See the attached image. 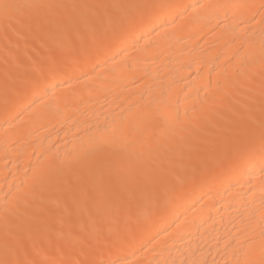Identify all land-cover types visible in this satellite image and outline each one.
<instances>
[{
  "label": "bare ground",
  "instance_id": "6f19581e",
  "mask_svg": "<svg viewBox=\"0 0 264 264\" xmlns=\"http://www.w3.org/2000/svg\"><path fill=\"white\" fill-rule=\"evenodd\" d=\"M26 19L52 55L25 42L24 62ZM249 81L264 90V0H0V262L264 264V126L250 114L215 136L226 156L196 153ZM57 201L83 213L74 232L45 230ZM57 234L78 244L56 253Z\"/></svg>",
  "mask_w": 264,
  "mask_h": 264
},
{
  "label": "rangeland",
  "instance_id": "374dc122",
  "mask_svg": "<svg viewBox=\"0 0 264 264\" xmlns=\"http://www.w3.org/2000/svg\"><path fill=\"white\" fill-rule=\"evenodd\" d=\"M120 3H122L121 5H123V2H120ZM119 6H120V4H119ZM119 14H120V16H118L117 14V17L119 18V17H122V14H124L123 16H126V14H128V13H125V12H122V11H120V12H118ZM115 18H113V16L112 17H110L109 19H105V20H103V21H101V22H99V23H97L98 25H103V27L105 26V29H106V27L107 28H109L110 26H112V25H114L115 24V22H116V16H114ZM113 19V20H112ZM27 20V19H26ZM13 21H15L14 22V27L16 28V26L18 25V23H17V21L16 20H11L10 22L12 23ZM10 22H8L7 24H5L6 26H4V28L6 27L7 29H9V27H10V29H12V28H14L13 26H11V25H9L10 24ZM29 24H34L35 25V28H34V26L33 25H29ZM32 22V23H31ZM93 22V21H92ZM103 22V23H102ZM114 22V23H113ZM26 23L28 24V27H27V29H25L26 28V26L24 27V31H22L21 33H19V35H23V37L22 36H18L17 35V33L15 34V37H16V40L18 41L19 39L20 40H25L26 39V41H19L20 43L22 42V45L23 46H25L26 44H25V42H29V43H31V46L33 45V46H36V51H38L39 53H40V55H42V54H50V55H52L53 53H54V49H53V47H52V44L51 45H49V46H47V47H45L46 48V50L45 51H42L43 49H41L42 47H44V44H43V41H40V42H38V43H42V45L41 46H39L38 44H37V42L35 41V39L34 40H32V37L34 38H36V40H37V37L39 38V36H37V34H36V31L38 30L39 31V29L41 30V25H43V22H41L40 24L39 23H33V20H31V19H28L27 21H26ZM94 24L96 25V23H92V26H94ZM106 24V25H105ZM108 25V26H107ZM7 26H9V27H7ZM38 26V27H37ZM92 26H89V27H92ZM12 27V28H11ZM88 26H86V28H85V34H84V38H86V33L90 30V28H89ZM37 28V29H36ZM29 29H30V32H33V34H34V32H35V34H34V36H32L33 34H31V33H29ZM34 29V30H33ZM5 30V29H4ZM12 30H14V29H12ZM27 30V31H26ZM33 30V31H32ZM13 32H15V30L13 31ZM5 33H11L12 34V36H13V34L14 33H12L10 30H6V32ZM22 33H24V34H22ZM27 33V34H26ZM28 34H30L32 37H30ZM17 35V36H16ZM25 36H26V38H25ZM29 36V37H28ZM14 37V36H13ZM19 38V39H18ZM24 38V39H23ZM29 40H28V39ZM14 39V38H13ZM39 40V39H38ZM36 42V43H35ZM25 45H24V44ZM32 43H34V44H32ZM28 44V43H27ZM27 46H29V45H26V47ZM39 46V47H38ZM30 47V46H29ZM29 47H27V48H29ZM26 48V49H27ZM34 50V48H32L31 50H30V48H29V51L28 52H30L29 54H26V57H25V60L23 59V57L25 56V54L23 55V54H21L22 55V57H21V59L22 60H24V62H30V60L29 61H27L29 58H31L32 59V61L35 59V58H37L38 56H39V53L38 52H34L35 51ZM41 51V52H40ZM53 51V52H52ZM25 53H27L26 51H25ZM31 54V55H30ZM20 55V56H21ZM28 56H31V57H28ZM34 56V57H33ZM62 59V58H61ZM64 60V59H63ZM1 62H3V61H1ZM3 63H5V62H3ZM2 64V63H1ZM6 64V63H5ZM5 64H4V66H5ZM3 65V64H2ZM7 65V64H6ZM28 68V67H27ZM26 67L25 68H15L16 70L14 71V72H30V73H33V72H35V71H33L32 72V70H31V68H29V70L27 69ZM27 69V70H26ZM256 85L257 86V83H256V81H249V83L247 84V86L245 85H242V86H239V93H240V91L241 92H243V93H241V94H239L238 92H236L235 93V95L233 96L234 98H230L229 99V102L231 101L232 102V104L231 105H235V104H237V107H239L238 108V110H240V114H238L239 113V111L236 113H232L231 115H230V118L232 119V120H224L223 118H221V117H219L218 116V113H217V115L213 112L212 114H213V116H214V118L215 119H221V120H218L217 122H221V123H223L222 124V128H219V127H217V126H219V125H210L211 123H209V130H208V132H206V136L207 137H209L208 138V141L206 142V143H204L203 145L205 146H203V147H201V148H199L198 150H201V151H198L197 149H196V153H198L199 154V156H200V159H201V157H204V156H207V154L209 153L208 151H210V149H211V151L210 152H212V153H210V155L211 154H215V152H216V154L219 152V154H217V155H227V152H229V148L227 147V145H225V146H223L222 144H220V145H218V150L216 149V151H214L213 149H215L216 147H217V145L215 144V141H213V140H215L216 139V137H217V139L219 138V132H220V134L222 135V137H224V140L223 141H225V139H226V141L227 140H231V139H233L235 136H236V138H237V135H239L240 134V132H242L243 131V129H241V131L239 130V132L237 131V129H236V127H237V124L239 125V123L241 122V121H243V120H245V122H249V121H253V120H250V117L251 116H248V115H250V114H253L252 115V117L251 118H253V117H255L256 116V120H254L255 122H256V124L255 125H258L257 127H263L264 126V90L263 91H261V92H253V90H252V88L254 87V86ZM255 86V87H256ZM252 87V88H251ZM251 92V93H250ZM238 93V94H237ZM247 93H249L250 95H253V97H252V99H251V97L250 98H247V96H246V94ZM246 97H245V96ZM256 98V99H255ZM234 99V100H233ZM237 99L239 100V99H241V101H243L242 99H245V101L246 102H248V103H250L251 105H253V107H252V110H254V112H252L250 109V111H248V109H247V107H245L243 104L241 105V106H239L241 103H243V102H241V101H238V102H240V104L239 103H236L237 102ZM236 100V101H235ZM235 101V102H234ZM230 102V103H231ZM233 103H235V104H233ZM244 108H243V107ZM242 107V108H241ZM228 111V110H227ZM255 111H257V112H255ZM225 112V111H224ZM254 113L256 114L257 113V115H254ZM259 113H261V114H259ZM246 115V116H245ZM233 116V117H232ZM248 116V119H246V118H244V117H247ZM260 116V117H259ZM241 117V118H240ZM262 117V118H261ZM213 118V119H214ZM229 118V117H228ZM239 119H241V121L239 120ZM253 119H255V118H253ZM258 120V121H257ZM223 121H225V122H223ZM230 121V122H229ZM238 121V122H237ZM232 124V125H231ZM235 124V125H234ZM224 125H227V126H224ZM254 125V126H255ZM260 125V126H259ZM212 126V127H211ZM214 127V128H213ZM221 127V126H220ZM224 128V129H223ZM225 128H226V130L227 131H225ZM222 129H223V131H222ZM230 129V130H229ZM236 129V130H235ZM213 130V131H212ZM220 130V131H219ZM225 131V132H224ZM230 131H232V132H230ZM244 131H245V129H244ZM212 132V133H211ZM227 132H229V133H227ZM226 133V134H225ZM238 133V134H237ZM249 133V132H248ZM251 134H253V132H250ZM249 133V135H251ZM212 134V137L211 136H208V135H211ZM225 134V135H224ZM246 134V137L248 136L249 137V135H247V133H245ZM243 135H244V133L242 134V136L241 137H243ZM216 136V137H215ZM227 136V137H226ZM253 136V135H252ZM251 136V137H252ZM230 137V138H229ZM246 137L245 138H243L242 139V141H244V139H246ZM247 137V138H248ZM251 137H249V138H251ZM210 139H212V141L210 140ZM216 139V140H217ZM240 141H241V138L239 139ZM246 141V140H245ZM244 141V142H245ZM209 142V143H208ZM211 142V143H210ZM213 144H215V145H213ZM211 146H213V148L211 147ZM223 146V147H222ZM209 147V148H208ZM227 149H226V148ZM204 148V149H203ZM206 148H208V151H207V149ZM205 151H206V153H205ZM223 151V152H222ZM224 152H225V154H224ZM201 154V155H200ZM206 154V155H205ZM210 155H209V157H210ZM199 156H198V158H199ZM203 159V158H202ZM172 160H174V161H172ZM176 160H178L177 158H171L170 159V163H168L169 164V172L168 171H166L165 172V174L163 175V176H161L160 178L161 179H155V180H151V181H148V182H145L143 185H142V187L143 188H141V190L143 191V193H141V196L139 197V199L140 200H142L143 202H146V201H149L151 198H153L152 196H153V192H155V189H157V187L158 186H160V184H161V182L162 181H164V180H162V177H164V179L166 178V177H168V178H172V177H170L171 175H172V173H173V175L175 174L174 172H176L179 168V161H176ZM196 161H198V160H196ZM205 161H208V160H206V158L204 157V162ZM177 164H175V163ZM197 163V162H196ZM174 164H175V166H174ZM176 166H178V167H176ZM172 167H174V168H172ZM171 168V169H170ZM177 168V169H176ZM171 171V172H170ZM166 173L167 174H170L169 176L168 175H166ZM166 176V177H165ZM162 180V181H161ZM166 180V179H165ZM61 185V186H60ZM64 185H65V183H59V186L58 187H64ZM148 189V190H147ZM58 190L59 191H61L62 190V188L61 189H59L58 188ZM57 204V205H56ZM55 204V206H50V211L48 210V211H46V212H43L42 213V223H48L47 225H48V227H46V225H45V230L48 232H50L51 230H59V231H65V229L66 230H68L69 232H74L75 230H76V228H77V226H76V220H77V222H78V220L79 219H81L82 217H83V213L81 212V214H79L80 212H78V214L76 213V211L74 210V209H68V207H67V204H65V205H62V203L60 202V201H57V203ZM61 204V205H60ZM59 206V207H58ZM64 206V207H63ZM52 207V208H51ZM61 207H63V208H61ZM53 209V210H52ZM65 209V210H64ZM129 210H127V208L125 209H122L121 211L123 212V210H124V213H125V210H126V212L127 211H130V208H128ZM66 210L68 211V212H66ZM59 212V213H58ZM58 213V214H57ZM74 213V214H73ZM62 214V215H61ZM56 215V216H55ZM68 215V216H67ZM82 215V216H81ZM51 216V217H50ZM60 216V217H59ZM80 216V217H79ZM54 217V218H53ZM46 218V219H45ZM56 218L60 221V222H57V221H54L53 219H55L56 220ZM67 219V220H66ZM70 219V220H69ZM69 223L68 224V228H65L64 227V225H63V223H65L66 221ZM70 221V222H69ZM62 222V223H61ZM50 223V224H49ZM56 223H59V226H58V224L57 225H55ZM61 223V224H60ZM52 224V225H51ZM135 223H133L132 221H129V222H127V223H125V224H121V225H118L117 227H116V229L114 230L115 232H125V231H127V230H130V229H132V228H134V225ZM50 226V227H49ZM56 226V227H55ZM53 227V228H52ZM76 227V228H75ZM56 230V231H57ZM73 230V231H72ZM113 231V233H115ZM59 234H57V236H58ZM56 236V238H53L52 240H51V242H50V247L53 249L54 247L55 248H57L56 250H54L56 253H61V251H62V253H64V252H66L68 249H70V248H72L73 246H76L77 244H78V241H77V243H75L76 241L74 240V242L71 244V241H69V242H65V241H63L62 239H61V236L60 237H57ZM56 239V240H55ZM61 239V240H60ZM56 242V244L57 245H55L54 243ZM92 244H93V246H92ZM95 244V245H94ZM99 244V245H98ZM54 245V246H53ZM102 245H106V242H99V243H96V242H92V243H89L88 245H87V249L88 250H91L92 249V247H100V246H102ZM57 246V247H56ZM69 247V248H68ZM89 247V248H88ZM60 248V249H59ZM68 248V249H67Z\"/></svg>",
  "mask_w": 264,
  "mask_h": 264
},
{
  "label": "snow or ice",
  "instance_id": "6c2138e0",
  "mask_svg": "<svg viewBox=\"0 0 264 264\" xmlns=\"http://www.w3.org/2000/svg\"><path fill=\"white\" fill-rule=\"evenodd\" d=\"M5 8L9 7L8 5H4ZM262 157H264V151L261 153ZM0 264H3V262H0Z\"/></svg>",
  "mask_w": 264,
  "mask_h": 264
}]
</instances>
